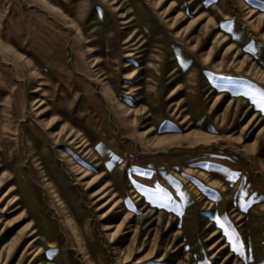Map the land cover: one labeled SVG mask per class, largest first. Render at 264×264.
Here are the masks:
<instances>
[{
	"label": "rangeland",
	"instance_id": "rangeland-1",
	"mask_svg": "<svg viewBox=\"0 0 264 264\" xmlns=\"http://www.w3.org/2000/svg\"><path fill=\"white\" fill-rule=\"evenodd\" d=\"M262 106L264 0H0V264H264Z\"/></svg>",
	"mask_w": 264,
	"mask_h": 264
},
{
	"label": "bare ground",
	"instance_id": "bare-ground-1",
	"mask_svg": "<svg viewBox=\"0 0 264 264\" xmlns=\"http://www.w3.org/2000/svg\"><path fill=\"white\" fill-rule=\"evenodd\" d=\"M138 22H139V20H137ZM103 22V26H104V30H105V37H108V34H107V28H106V26H109V25H111V26H116V22H115V20H113V18H110V19H105L104 21H102ZM124 31V30H123ZM121 32H122V30H121ZM121 35V34H120ZM119 35V36H120ZM76 66V65H75ZM129 80H131L132 82L130 83V85H133V83H135V84H138L139 83V80H138V78L136 77V76H132Z\"/></svg>",
	"mask_w": 264,
	"mask_h": 264
},
{
	"label": "snow or ice",
	"instance_id": "snow-or-ice-1",
	"mask_svg": "<svg viewBox=\"0 0 264 264\" xmlns=\"http://www.w3.org/2000/svg\"><path fill=\"white\" fill-rule=\"evenodd\" d=\"M261 112H264V106L261 107ZM221 227H223V225H221Z\"/></svg>",
	"mask_w": 264,
	"mask_h": 264
},
{
	"label": "crops",
	"instance_id": "crops-1",
	"mask_svg": "<svg viewBox=\"0 0 264 264\" xmlns=\"http://www.w3.org/2000/svg\"><path fill=\"white\" fill-rule=\"evenodd\" d=\"M78 26H79V24H78ZM67 28L70 29L71 27H70L69 25H67ZM85 54H86V53H85Z\"/></svg>",
	"mask_w": 264,
	"mask_h": 264
}]
</instances>
